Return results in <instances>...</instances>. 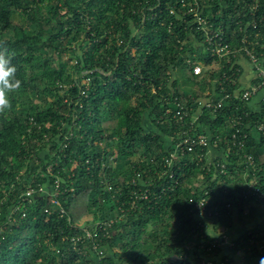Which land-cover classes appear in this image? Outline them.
<instances>
[{
  "label": "trees",
  "instance_id": "trees-1",
  "mask_svg": "<svg viewBox=\"0 0 264 264\" xmlns=\"http://www.w3.org/2000/svg\"><path fill=\"white\" fill-rule=\"evenodd\" d=\"M179 3L0 0V55L20 81L0 110V264H217L224 246L213 251L208 245L219 228L234 229L245 203L255 223L263 216H255L256 203L242 191L249 188L245 153L256 162L248 180L255 172L264 191V138L250 132L244 149L224 140L233 114L248 108L241 101L226 100L217 113L202 108L196 131L219 138L211 169L206 158L199 161L198 145L166 162L187 125L175 116L176 99L193 113L207 87L216 99L223 95L193 73L194 62L216 58L197 48L192 29L170 13ZM219 5L216 0L214 10ZM180 69L193 92L181 91ZM55 179L59 204L40 191L43 185L52 190ZM29 188L35 192L25 199ZM202 196L220 204L213 229L192 213L190 199ZM88 215L90 229L114 220L97 238L101 258L89 249L92 239L73 242ZM246 244L236 241V247Z\"/></svg>",
  "mask_w": 264,
  "mask_h": 264
},
{
  "label": "built area",
  "instance_id": "built-area-1",
  "mask_svg": "<svg viewBox=\"0 0 264 264\" xmlns=\"http://www.w3.org/2000/svg\"><path fill=\"white\" fill-rule=\"evenodd\" d=\"M216 0H180V10L171 7L170 13L177 14L182 23L192 29V36L197 40L196 47L204 46V52H210L216 59L211 64L202 61H196L193 64V73L197 76L206 78L209 86L220 87L222 97L216 99L215 90L207 87L203 95L195 98L199 104L197 111L193 113L183 102L176 99L175 116L182 124H187L183 132H179L178 142L175 144V150L171 152L170 158H166L168 165L172 163L179 153L184 155L186 152H192L198 145L201 153L198 155L199 161L203 162L206 158L208 169L215 162L213 147L218 146L219 138L213 139L206 133L197 132V121L201 116L202 108L207 107L218 112L223 109L225 101L236 99L248 106L239 114H233L231 117L230 136L226 135L224 140L226 143H232V147L245 148L249 139L250 132L255 131L264 138V30L262 23L264 22V14H261L263 0H219V7L214 10ZM223 9L229 10L226 14ZM220 17L218 23L213 22L214 18ZM233 23L230 24L224 23ZM223 21L224 24L221 22ZM200 37V38H199ZM239 37L240 42L236 44V38ZM201 39V40H200ZM225 60V64H222ZM189 64L192 61H188ZM228 69L223 72L222 76H214L215 68L221 66ZM249 68V70L247 69ZM249 71V72H248ZM245 76H250L246 81ZM238 108V106H236ZM170 111V110H169ZM101 144H103L101 142ZM231 147L223 156L229 157ZM113 158V157H112ZM247 172L244 178L248 181L249 188L242 191L243 198L249 199V203L257 206L255 216L263 215L256 223L249 224L246 230L247 235L240 234L238 227L229 230L221 228L210 241L209 250L217 251L219 247L224 246V250L219 255L220 259L217 264H264V191L260 186L255 185V172L248 180L249 169L254 170L256 167L255 158L251 153L244 154ZM219 165V164H218ZM225 163L222 164L224 167ZM222 172H224L222 170ZM135 183L136 180H133ZM61 189L59 179H55L52 190L43 185L40 191L51 194V201L59 204L58 195ZM34 188H29L25 193V199L33 196ZM135 193V192H134ZM208 194V192H206ZM147 197V195H142ZM194 203L192 213L199 220L200 225L207 223L210 226L214 223L216 216L220 215L219 205H212L208 196H202L195 200L190 199ZM246 204V203H245ZM244 204V215H248L250 208L248 204ZM225 207L233 210L232 203L227 202ZM51 212L50 209H47ZM61 212H64L62 209ZM113 219L110 221H98L93 229L85 226V220L79 222L82 226L83 233L73 237L74 244H85L86 240L92 239V251L98 252L99 258L103 255L100 249L98 237L100 233L106 232L107 228L112 225ZM262 225V226H261ZM213 229V225L211 226ZM242 229V230H243ZM244 230V231H245ZM242 236V237H241ZM247 240V244L236 247V241ZM82 248V247H81ZM235 249V251L233 250ZM84 251V249H80ZM87 253V250H85ZM249 258H251L249 260ZM208 264H214L213 260H208ZM216 264V263H215Z\"/></svg>",
  "mask_w": 264,
  "mask_h": 264
},
{
  "label": "clouds",
  "instance_id": "clouds-1",
  "mask_svg": "<svg viewBox=\"0 0 264 264\" xmlns=\"http://www.w3.org/2000/svg\"><path fill=\"white\" fill-rule=\"evenodd\" d=\"M16 69L9 66V61L0 55V110L9 105L6 92L13 91L20 86L19 80H13Z\"/></svg>",
  "mask_w": 264,
  "mask_h": 264
},
{
  "label": "rangeland",
  "instance_id": "rangeland-1",
  "mask_svg": "<svg viewBox=\"0 0 264 264\" xmlns=\"http://www.w3.org/2000/svg\"><path fill=\"white\" fill-rule=\"evenodd\" d=\"M187 70H182V69H180V70H178V72H177V77H178V83H179V86H180V88H181V91L182 90H187V91H194V90H192L188 85H187V83H186V80H185V77L188 75L187 73ZM148 128V127H147ZM92 217L91 216H86L85 218H83L84 220H90ZM255 218H253V217H251L250 215H242V217H240V216H238V217H236V219L234 220V226H235V228H237L238 227V229H243L244 228V226L246 227L247 225L246 224H249V223H251L252 222V224L254 223V220ZM233 226V227H234ZM221 228H219V230H220Z\"/></svg>",
  "mask_w": 264,
  "mask_h": 264
},
{
  "label": "crops",
  "instance_id": "crops-1",
  "mask_svg": "<svg viewBox=\"0 0 264 264\" xmlns=\"http://www.w3.org/2000/svg\"><path fill=\"white\" fill-rule=\"evenodd\" d=\"M249 70V68H247ZM249 72V71H248ZM188 74V72H186ZM250 78V76H245V80L247 81ZM242 229V228H241Z\"/></svg>",
  "mask_w": 264,
  "mask_h": 264
}]
</instances>
